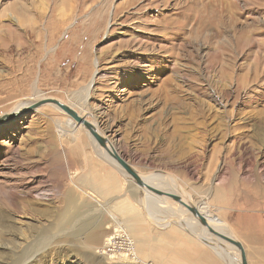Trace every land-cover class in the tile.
I'll list each match as a JSON object with an SVG mask.
<instances>
[{
  "label": "rangeland",
  "instance_id": "1",
  "mask_svg": "<svg viewBox=\"0 0 264 264\" xmlns=\"http://www.w3.org/2000/svg\"><path fill=\"white\" fill-rule=\"evenodd\" d=\"M32 98L83 104L151 187L176 183L264 264L246 222L264 219V0H0V118ZM67 119L46 104L0 125V264H227L176 217H150ZM96 219L99 244H82ZM172 230L197 243L185 261L170 260Z\"/></svg>",
  "mask_w": 264,
  "mask_h": 264
},
{
  "label": "bare ground",
  "instance_id": "2",
  "mask_svg": "<svg viewBox=\"0 0 264 264\" xmlns=\"http://www.w3.org/2000/svg\"><path fill=\"white\" fill-rule=\"evenodd\" d=\"M97 63L98 62L96 60H94L93 66H94V69L95 70H94V72H93V74L91 76V79H90V81L85 86H83L81 88V93L83 95V100L85 98H87L88 91L90 90V87L92 86V84H93V82L95 80V74H97V71H98ZM33 88L34 89H32V90H36V82L34 83ZM37 93L38 92L36 90V94ZM32 99L33 100L31 102L28 101L25 104L23 103L21 105H18L16 107H13V109H11L8 113H5L3 116H5L7 114H13V113H16V112H20L22 109H24L25 107H27L30 104H32L33 101L37 100V98H32ZM29 100H31V99H29ZM56 100H58V99H56ZM58 101L61 102V103H63L60 100H58ZM63 104H65V105L69 106L70 108L74 109V111L80 117H82V118L86 119L87 121H89L84 116L85 110H84L83 104H79V106H78L77 109L73 106V104L72 105L70 103L69 104L68 103H63ZM51 106H54V105H51ZM55 108H57V107H55ZM89 122L92 123L95 126V124L92 121H89ZM76 125L78 127H82L79 124H76L71 118L68 117L65 126L67 127V129H69V132H71L75 128ZM96 130H97V127H96ZM85 132L88 134V136H90V134L87 131H85ZM97 132L100 135H102V133H100L98 130H97ZM72 138L74 139L75 137L73 136ZM89 139L92 142V144L95 146L97 154L102 159H104L105 161L109 162L111 165H113L117 169H119L124 176H128L129 177V175L125 173V171L119 166V164L115 160H113L112 158H110L107 155V153L105 152L104 149H102L99 146H96V142L94 141V139L91 136L89 137ZM108 144L115 150V147L112 145V143L110 141H108ZM138 175H139L140 179L143 182L147 183L150 186V183L153 181V179H149V178H151V175H153V174H148V175H145V176H142L140 174H138ZM143 178H146V179H143ZM168 178H170V177H168ZM131 182L135 184V182H133V180H131ZM166 184H167V186H164V184H162V185L161 184L160 185H157L156 184L155 186H152V187L154 188V187L159 186V187H161V189H158V190L163 191V192H169V193H172V191L174 193L176 191V188L178 187L176 185V183H175V185H173L169 181H167ZM135 186L143 193L142 200H140L139 203H142L144 205L145 210H146L147 214L150 217H152L155 220L160 221L161 223L168 224V225L170 224L168 222V218L169 217H173V218L176 217L177 218V223H178V225L180 227H182L183 229H186L188 232H190V235H194L195 237H197V239L199 241H201L202 243H204L208 248L211 249V251L213 250L214 253H216V255L219 258H221L225 263H227V264H240V255H239V252L236 250V248L233 247V246H231L227 242L223 241L222 239H220V238L212 235L211 233H209L208 230L199 223L198 219L195 218V217H193L191 215V213L185 207H183V206H181V205H179L177 203L179 205V209L178 210H176V209L175 210H169V209H167L165 207V201H164L165 199L163 201H160V200L162 198H166V199L171 200L170 198L165 197V196L156 195L155 193H152L151 191H149L148 189H146L143 186H138L137 184H135ZM162 187H168L171 191H168L166 189H162ZM174 194H176V193H174ZM177 195H179V194H177ZM36 196L43 197L44 195L41 194V193H38V194H36ZM180 196L182 197L183 201H185L186 203H191V201H190V199L188 197H184L183 195H180ZM63 200H64V204H63L64 206H63L62 209L65 212H67L68 209H67L66 206H69L70 202L71 203L74 202V199H73V197L70 194H65V195H63ZM196 207H198V209L201 211V213L204 214V216L208 220V223H209V225L211 227H213V228H215V229H217L219 231H222V232L226 233L227 235L231 236L232 238L236 239L231 234V232H228L227 230H225V228H227V227L225 226V224L223 222L217 221L218 219L214 218L215 216L209 215L201 206L198 205ZM79 208L82 209L83 208V205H80ZM79 208L77 207V209H79ZM47 211L46 210L45 211H42V213L44 212L45 214H47L48 213ZM186 215H187V217H186ZM190 219H195V220H190ZM94 223H95L94 225H90L91 228H90V231H88V233H87L88 227H87V229L83 228L82 232H80L81 234H79V236H81L80 239H81V243L82 244H84V245L85 244L86 245H89V243L99 244L101 237L104 235V234L101 233V230H100V228L102 227V223L98 219H96L94 221ZM114 223L116 225H120L119 224L120 222L118 220H114ZM158 225L159 224H157L156 226H158ZM165 226L168 227L167 225H164L163 227L166 228ZM111 240H112V237H108L105 240V243H106L105 245H111ZM78 244H80V243H78Z\"/></svg>",
  "mask_w": 264,
  "mask_h": 264
},
{
  "label": "water",
  "instance_id": "3",
  "mask_svg": "<svg viewBox=\"0 0 264 264\" xmlns=\"http://www.w3.org/2000/svg\"><path fill=\"white\" fill-rule=\"evenodd\" d=\"M46 104L54 105L60 111L64 112L69 118H71L76 124H79L80 126H82L90 134V136L94 139L97 146L104 149L107 155L119 164V166L125 171L126 174L129 175V177L133 180V182H135V184H137L138 186L145 187L146 189H148L152 193H155L156 195L168 197L174 202L178 203L179 205L185 207L191 213L193 217L198 219L199 223L202 226H204L208 230L209 233L222 239L223 241L227 242L228 244L236 248V250L239 252V255H240V264H248L244 246L239 240L234 239L231 236L227 235L226 233L211 227L208 223V220L206 219L204 214L201 213L198 207L194 206L192 203H186L185 201H183L180 195L160 191L156 188L149 186L147 183L143 182L140 179L136 170L132 168L125 160H123L118 153H116V151L108 144V140L105 137H103L97 132L96 127L92 123L87 121L86 119L80 117L74 111V109L70 108L69 106L53 98H45L39 101L37 100L33 102L32 104H30L29 106L22 109L20 112L2 116L0 118V125L7 123L8 120H12L16 117H19L20 115L25 114L26 112L30 110H34Z\"/></svg>",
  "mask_w": 264,
  "mask_h": 264
},
{
  "label": "crops",
  "instance_id": "4",
  "mask_svg": "<svg viewBox=\"0 0 264 264\" xmlns=\"http://www.w3.org/2000/svg\"><path fill=\"white\" fill-rule=\"evenodd\" d=\"M259 212H260V210L257 211V213H259ZM262 212H264V210H262ZM257 213H256V215H253V216L248 215L246 218V222H248V224H254V222H256L255 224H257V228L254 231L251 230V232H253L258 237H263L264 232H262V231H264V230L262 229V226L264 224V221H263L264 219L260 215H257ZM165 237L172 239L171 244L174 245L176 247L175 250H177L176 252L172 251L173 254H172V257L170 258V260H177L178 262L185 261V259H187L186 256L188 254H193V249L197 248V246H196L197 243L195 241H193L194 239L184 238L186 240H184V242H182L183 241L182 235L178 234V232H175L174 230H172L170 234H166ZM242 245L244 246L243 243H242ZM164 247H165V244H164ZM244 249L246 250L245 247H244ZM198 251H200V250H198ZM164 258H165V255H164ZM206 258H209V256H206ZM170 260H164V263H168ZM209 261H211V264H215L211 260V258L209 259ZM187 262L189 263L190 260L189 261L187 260Z\"/></svg>",
  "mask_w": 264,
  "mask_h": 264
}]
</instances>
